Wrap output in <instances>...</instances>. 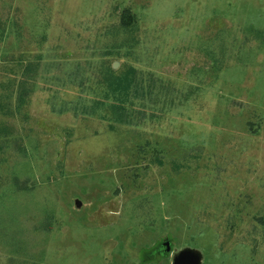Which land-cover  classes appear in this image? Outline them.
<instances>
[{"label":"rangeland","instance_id":"rangeland-1","mask_svg":"<svg viewBox=\"0 0 264 264\" xmlns=\"http://www.w3.org/2000/svg\"><path fill=\"white\" fill-rule=\"evenodd\" d=\"M258 218L264 0H0V264H264Z\"/></svg>","mask_w":264,"mask_h":264},{"label":"trees","instance_id":"trees-1","mask_svg":"<svg viewBox=\"0 0 264 264\" xmlns=\"http://www.w3.org/2000/svg\"><path fill=\"white\" fill-rule=\"evenodd\" d=\"M122 25L125 27V28H128L129 26H133L136 22V16H135V13H133L131 10H125L123 13H122ZM162 158V154H158L155 152V157L157 158L156 161L158 162H161L162 159H160V157ZM151 161V159H150ZM162 163V162H161ZM258 221H261L264 223V218H258Z\"/></svg>","mask_w":264,"mask_h":264}]
</instances>
